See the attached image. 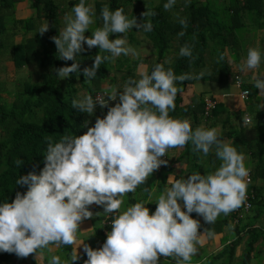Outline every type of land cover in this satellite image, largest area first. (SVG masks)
Wrapping results in <instances>:
<instances>
[{"label": "clouds", "instance_id": "9594fccd", "mask_svg": "<svg viewBox=\"0 0 264 264\" xmlns=\"http://www.w3.org/2000/svg\"><path fill=\"white\" fill-rule=\"evenodd\" d=\"M176 2L167 0L164 10L170 11ZM154 15L147 10L141 13L143 22L138 23L136 17L129 19L123 7L113 11L105 4L100 14L102 26L86 37L96 23V12L94 6L79 0L71 13L64 15L65 26L51 37L59 59L76 61L55 69L56 76L64 79L71 73L79 74L76 58L85 51V44L89 50L98 47L101 53L95 55L91 67L83 69L90 87L105 62L112 63L121 56L139 59L140 53L129 46L127 33L134 27L145 33L153 31V23L147 18ZM177 20L182 28L188 27L186 18L177 16ZM48 30L46 21L37 31L42 36ZM110 34L123 37L109 39ZM178 35L182 37L185 32ZM192 55L193 45L180 47L179 56ZM224 59L221 53L217 62ZM261 63L259 47H250L238 71L252 73L254 87L264 96V76L258 72ZM137 75L139 79L130 77L122 86H106L95 99L82 93L72 100L73 109L89 115L94 114L97 105L108 110L83 135H63L58 142L45 137L47 149L40 173L20 176L15 183L27 186V191L17 192L11 202L0 203V252L20 258L35 254L37 258L53 248L69 246L73 249L70 260L51 255L48 264H74L80 258L77 248L84 244L79 225L93 217L89 207L95 204L103 207L104 215L112 217L111 230L102 247L93 249L84 244V264H159L161 257L174 264H191L206 238L215 235L207 228L200 234V222L191 214L212 225L221 215L228 216L245 204L250 183L245 155L221 140L217 128L200 126L193 130L190 120L169 115L176 109L178 93L183 91L177 82L200 80L206 71L176 75L171 67L165 69L157 63L149 72L141 62ZM109 101L118 102L110 106ZM242 122L245 126L251 123L247 116ZM189 143L191 151L203 157L214 151L219 167L206 175L193 172L186 179L170 175L166 183L169 186L161 194L157 195L155 188L144 187L147 199L121 211L125 197L136 193L167 163L162 157L170 149H184ZM23 163L21 159L15 161L17 167ZM153 202L157 206L150 214L146 205Z\"/></svg>", "mask_w": 264, "mask_h": 264}, {"label": "trees", "instance_id": "16d2710c", "mask_svg": "<svg viewBox=\"0 0 264 264\" xmlns=\"http://www.w3.org/2000/svg\"><path fill=\"white\" fill-rule=\"evenodd\" d=\"M87 1L85 0L86 4ZM91 1L96 12V23L92 26L94 29L102 26L100 14L105 4L113 11L123 7L129 19L136 17L138 23L143 22L141 13L147 10L153 11L155 15L147 18L153 23V31L145 33L142 29L134 27L127 33V40L129 46L136 47L141 40L140 37L137 38V34H143L151 43L156 56L151 57V60L143 55H140L139 59L121 56L112 63L105 62L98 69L90 87L85 82L83 69L91 67L95 55L101 54L100 50L91 49L77 55V62L80 63L79 74L71 73L69 77L59 79L55 69L71 66L76 61L59 59V53L51 37L58 35L60 15L64 11L71 10L79 0H69L68 3L61 1L58 3L57 0H28L30 7L40 12L39 17L41 15L49 22V30L41 36L34 30L32 19H28L22 32L32 30V35L26 38L24 45L13 46L14 53L17 52L13 55L18 54V60L14 61L15 70L22 66L21 56L31 55L34 68L38 72V79L21 80L11 99L8 102H0V203L11 202L17 192L27 191V186L16 185V179L29 172L40 173L44 167V154L47 149L45 137L51 136L54 142H58L63 135H83L89 127L94 126L97 117L102 118L106 115L108 109L99 105L92 115L73 109L72 100L80 98L77 94L80 89L93 96L96 92H104L105 87H101L103 83L108 87L122 86L130 77L139 79L136 67L141 62L147 65L149 72L160 63L165 69L171 67L176 75L183 73L195 75L204 70L206 75L201 79L223 81L232 73V68L227 63L228 53H235L241 29L246 26L252 29H264V0H190L187 4L185 0H177L170 11L163 8L167 0H161L154 5H145V0ZM218 1L221 3L218 4ZM2 3L3 1L0 0V46L6 32ZM177 16L187 19L186 29L178 23ZM19 24H22V21ZM181 31L185 32L182 37L178 35ZM119 36L123 37V34H110L109 39H116ZM185 43L193 45L191 58L179 56V49ZM221 53L225 54V59L217 62ZM102 54L108 55V53ZM234 74L237 73H233L232 77ZM194 80L196 79L177 82V86L184 90V87ZM242 88L247 89L248 99L254 98L255 87L244 84ZM246 102L248 104V101ZM175 103L176 109L170 111L169 115L172 118L190 120L193 130L200 126L211 128L214 117L220 109L219 104L215 102L214 107L204 114L201 98L183 104L181 93H178ZM109 105L113 106L111 101ZM248 109L252 111L249 107ZM251 119V123L247 126L224 129L220 133V139L228 138L238 152L249 153L245 164L250 167L251 172V181L248 185L251 210L238 217L236 223H232L236 218L234 212L228 216L221 215L214 223L220 226L226 222L231 223L237 232L243 229L247 232L249 240L239 264H247L252 244L256 240L264 241V229L254 225L256 219L264 213V107L253 111ZM191 148L192 145L189 143L173 159L183 164L185 179L193 172L204 175L211 173L212 163L208 161L212 155L215 156L214 151L203 160L202 153H193ZM17 159L24 161L20 167L15 164ZM157 173L158 170L148 178L145 187H152ZM214 224L207 225L213 227ZM233 244L230 243L221 251V255L217 256L231 252ZM65 250L64 247L60 248L63 253ZM7 254L10 253L2 252V255Z\"/></svg>", "mask_w": 264, "mask_h": 264}, {"label": "crops", "instance_id": "0c3cea01", "mask_svg": "<svg viewBox=\"0 0 264 264\" xmlns=\"http://www.w3.org/2000/svg\"><path fill=\"white\" fill-rule=\"evenodd\" d=\"M3 1V18L6 19V17L9 16V18L13 21V24L11 26V31H9V34L11 36V47L12 50L10 51V54H6L5 56H0V66L3 68V72L5 73L6 77L8 78H15L17 75V70H15L14 61L18 60V54L17 56L13 55L14 53L13 46H17L19 44L24 45V41L27 37H30L33 33L32 30L23 33L22 29L24 25H27L25 22L28 19H36L39 22V26L36 24V28L34 27V30L37 31L38 28L41 26L42 23L46 22L45 18L43 19L39 13L36 12L34 9H32L29 5L28 0H2ZM68 3L69 0H57L58 3ZM87 4H92V1H87ZM66 13H71V10L64 11L62 15H60V25L58 27V31H60L65 25H64V15ZM6 15V16H5ZM8 20V19H6ZM22 24H19V22ZM25 23V24H24ZM86 37L91 36L90 34H85ZM5 38V33H4ZM250 41H245L243 47L248 48L250 46L252 47H259L260 50H263L264 52V29L258 28V29H251L249 37ZM26 42V41H25ZM86 44L84 45V48L86 50ZM139 46V45H138ZM239 45H237L238 47ZM240 48L238 47L235 52L238 53H231L228 57L227 63L232 68V73L225 78L223 81H212L207 79H200V80H194L192 83L187 84L184 87V90L181 92V98L182 103L186 104L188 102H195L197 99L201 98L202 100L204 98H211L216 103L219 104V111L217 115L214 117V124L212 127H215L219 130L221 133L222 130H226L229 128H236L238 129L240 126H244L242 120L244 115H247L252 120V114L250 113L248 107L253 111L257 109H261L264 107V96H260V90L256 89L254 90V98L248 99V96L245 99H240L238 95V87L233 82V73H237L239 75V78L241 80V86L242 85H251L254 87V81L252 80V73H241L238 71V65L240 62H242L244 59H246V56H239ZM239 56V57H238ZM22 58V66L23 67H35V64L33 62L31 55L24 54L21 56ZM229 59H231L232 63L229 62ZM145 64V63H144ZM146 65V64H145ZM139 64L136 67V73L137 68ZM1 72V71H0ZM259 74L261 76H264V55L262 57V63L261 67L258 70ZM102 88L106 87V84L101 85ZM244 87V86H243ZM80 96V95H78ZM12 97L8 96L6 97L8 100H10ZM248 101V104L247 102ZM118 101H111L112 105ZM222 140L230 142V140L226 137H224ZM181 149H170L167 153V156H165L168 160V165L165 167H161L158 169V173L156 178L153 180L154 183L151 188L156 189V194L159 195L163 192L165 187H168L167 180L170 175H174L177 179L185 178L186 173L184 171V166L181 162H175L173 159L176 157V155L179 153ZM168 154L171 155V158H169ZM249 153L246 152L245 160H247L249 157L247 156ZM205 158L203 157V160ZM208 162L212 163L211 172H214L219 164V160L212 155ZM247 167V166H246ZM250 169V167H247ZM146 184L142 185L141 188L137 190L136 193H129L125 197V204L122 206L121 211L125 210L126 207L131 206L134 203L140 202V200H146L147 194L143 193L141 189L145 187ZM182 206L183 210V201L179 202ZM156 203H150L147 204L146 207L149 208L150 214L155 212L156 209ZM89 210L93 213V217L90 219H85L82 221V223L79 225L80 232V239L84 241V244L89 245L93 249H98L96 247L97 243H101V246L105 242L107 238V233L109 232V227L111 224H106L104 221L111 220L112 217L106 216L103 214V207L98 205H91L89 207ZM97 213H100L98 216ZM194 214V213H193ZM195 219L200 222V228L199 233L203 234L204 230L208 227L207 223L204 221L203 217L197 215L196 213ZM239 224V223H238ZM254 225L257 226V223ZM264 226V225H263ZM208 229V231L213 232L215 235L212 237L206 238V243L203 247L199 249V254L197 256H194L192 259L191 264H211V262H208V259L212 256L215 257V255H221V251L225 248H227L230 243L233 244V250L230 252H225L224 254L229 255V257L224 258L221 263L225 264L228 262V260H231V253H234V258L237 257V259L241 256L239 255L241 250L244 252L247 246V241L249 240L247 232H244L245 229L237 232L234 227L231 225V223H224L222 226L220 225H213L211 228L212 230ZM263 228V227H262ZM233 234V235H232ZM236 234V235H235ZM262 240L258 239L253 244L256 246L254 249V246L252 244V250L249 254L252 255V257H258L259 255H254L255 252H259L261 250L260 244ZM84 244L80 245L77 248L78 256L80 257L77 261L74 262V264H84V261L87 259L86 254L84 253ZM99 247V248H100ZM66 249L63 252L60 251V248H53L52 252L48 253L46 252L42 256L35 257V254H32L28 256L27 258H20L17 257L15 254H9L8 258L3 257V255H0V264H48V259L51 255H59L62 259H69L71 257V253L73 249L69 246H64ZM231 249V248H230ZM243 255V253H242ZM242 259V256L241 258ZM248 259V258H247ZM236 261V260H235ZM241 262V261H240ZM159 264H174V262L171 261H165L164 257L160 258Z\"/></svg>", "mask_w": 264, "mask_h": 264}, {"label": "rangeland", "instance_id": "374dc122", "mask_svg": "<svg viewBox=\"0 0 264 264\" xmlns=\"http://www.w3.org/2000/svg\"><path fill=\"white\" fill-rule=\"evenodd\" d=\"M160 1L161 0H145V5H154V4L159 3ZM89 2H91V0H89ZM217 3L220 4L221 2L218 1ZM6 19H8V20H6ZM6 19H4V27H5L6 32H5V38L3 36V43L0 46V56L1 55L5 56L6 54H10V51L12 50L11 43H10L11 42V36L9 34V31H11V26L13 24V21L9 18V16L6 17ZM31 22L33 23V27L35 29H37L36 24H37V26H39L38 20L32 19ZM251 29L252 28L250 26H246V27L241 29V32L239 35L240 40L238 42L239 43L238 47L240 48V50H238L239 56H247L248 48L252 47V46H250L248 48L243 47L245 41H247V42L250 41V39L248 37H249ZM92 30H94L93 27L88 32H86L85 34L91 35ZM119 37L122 38V36H119ZM139 37L141 38L139 46H136V47L133 46V48H135L140 53V55L146 56V58L148 60H151V57L154 58V56H156L151 43L148 41V39L145 36H143V34H141V35L137 34V38H139ZM237 48L235 49V51L237 50ZM92 49L100 50L98 47H95ZM87 50L89 51V49H87V46H86L85 51H87ZM235 53L238 55L237 52H235ZM261 53H262V57H263V55H264L263 50H261ZM2 70H3V68L0 66V71H1L0 72V102H4V101L8 102V99H6V96H11V95L15 94L16 89L19 87V83H21V80L24 81L27 79L28 80L38 79V72L32 66L30 67V69L28 67H23V68L18 69L16 72L17 75L13 79L6 77L5 73ZM82 93H85V92L83 89H80L77 94L81 96ZM250 113L252 114V111H250ZM168 156L170 159H172L170 154H168ZM194 214H191L193 219H195ZM256 223H257V227L259 229H264V226H263L264 225V213L256 219ZM258 245L261 246L260 253L255 252L254 255H259V256L258 257L257 256L252 257V255H250L248 257L247 264H264V241H261L260 244H258ZM253 246H254V249H256L255 248L256 246L254 244H253ZM242 253H243V251L241 250L239 255L242 256ZM0 255H2V252H0ZM226 255L227 254H224L223 256H216V257L211 256L208 259V262H211V264H223V263H221V261L224 260ZM231 255H232L231 260H228V262L225 264H239L241 261V259H240L241 256L237 259V257L234 258L233 252L231 253ZM3 257L8 258L9 254L3 255Z\"/></svg>", "mask_w": 264, "mask_h": 264}, {"label": "built area", "instance_id": "2783aa9c", "mask_svg": "<svg viewBox=\"0 0 264 264\" xmlns=\"http://www.w3.org/2000/svg\"><path fill=\"white\" fill-rule=\"evenodd\" d=\"M233 79H234V83L236 84V86L238 87V95H239V98L240 99H245L247 97V94H248V91L247 89L245 88H242L241 86V81H240V78L238 76V74H234L233 76ZM99 94H102L100 92H96L94 95H93V98L95 99L97 97V95ZM215 105V101L211 98H204L203 99V110H204V114L209 110V109H212ZM247 116V115H244V117ZM248 117V116H247ZM249 118V117H248ZM243 121V120H242ZM163 160H166L167 163L166 164H163L161 165V167L165 166L168 164V160L167 158L164 156L162 157ZM249 178H250V181H251V172L249 170ZM250 197H251V194H250V190L248 189L247 191V199H246V202L245 204L238 210L234 211V214H236V218H234L232 220V223H236L237 222V218L240 217L243 213H246L250 210V207H251V203H250ZM104 223L106 224H111V220H106L104 221ZM101 246V243H97L96 244V247H100Z\"/></svg>", "mask_w": 264, "mask_h": 264}]
</instances>
